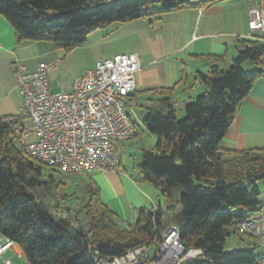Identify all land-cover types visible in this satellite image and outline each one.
<instances>
[{
	"label": "trees",
	"instance_id": "16d2710c",
	"mask_svg": "<svg viewBox=\"0 0 264 264\" xmlns=\"http://www.w3.org/2000/svg\"><path fill=\"white\" fill-rule=\"evenodd\" d=\"M216 1L0 0V13L19 43L46 40L69 52L113 23ZM240 40L245 48L228 68L214 64L208 73L197 72L206 89L182 110L172 98L174 87L152 90L143 124L156 140L143 150L139 173L164 204L140 208L133 222H124L101 200L90 173L71 194L76 206L51 199L61 186L56 174L63 171L27 154L15 134L27 126L25 118L0 117V232L19 244L26 264H99V258L120 257L144 244L156 250L171 225L179 228L187 249L203 250L183 264H258L262 253L256 240L235 224L264 207L258 189L264 182V147L220 146L242 101L264 75V41ZM207 58L220 62L224 56ZM248 62L255 65L250 72L244 69ZM232 234L244 245L228 249Z\"/></svg>",
	"mask_w": 264,
	"mask_h": 264
},
{
	"label": "crops",
	"instance_id": "0c3cea01",
	"mask_svg": "<svg viewBox=\"0 0 264 264\" xmlns=\"http://www.w3.org/2000/svg\"><path fill=\"white\" fill-rule=\"evenodd\" d=\"M254 4L264 8V0H219L207 7L153 15V21L146 17L126 23L135 37L144 33L143 49L138 46L140 43H136L133 49L123 52L116 49L112 52L114 54H108L104 58L121 53H135L142 64L136 74L137 87L134 92V100L138 105L128 108L133 120L139 125V134L131 141L120 143L119 151L138 138L142 140L141 136L146 134L143 124L145 106L155 96L153 89L174 87L172 98L182 110L187 102L206 89L196 79L198 71L208 73L214 64L221 68H227L231 64L238 50L245 48L240 39L249 35V6ZM163 16L171 23H176L174 26L171 24L173 29L166 36L161 33L151 34L152 27H155L153 25L161 23ZM109 26L99 29H107ZM177 27H181L183 31ZM183 32L185 36L182 40L172 44L173 38ZM111 33L114 34L112 31ZM208 55L224 56V59L214 62L207 58ZM17 59L24 62L29 70H35L40 64L35 63V41L25 40L19 43L14 27L0 13L1 118L19 115L22 106V96L13 69ZM151 139L152 144L147 146L149 148L155 143V135L152 134ZM220 146L240 151L264 147V75L256 80L250 93L242 101ZM145 148L143 146L142 150ZM90 176L100 190L101 200L124 222L135 221L140 208L154 209L161 203L153 184L143 180L140 173H131L124 166L122 156L119 170H96Z\"/></svg>",
	"mask_w": 264,
	"mask_h": 264
},
{
	"label": "built area",
	"instance_id": "2783aa9c",
	"mask_svg": "<svg viewBox=\"0 0 264 264\" xmlns=\"http://www.w3.org/2000/svg\"><path fill=\"white\" fill-rule=\"evenodd\" d=\"M249 39L264 41V8L249 6ZM60 59L38 64L29 70L20 59L13 64L22 96L19 115L31 120V127L15 129L27 154L68 174L96 170H119V144L137 136L136 122L128 108L137 87L136 74L142 68L137 54L121 53L97 61L69 89L52 90L49 74ZM235 227L256 240L261 249L258 264H264V207L236 222ZM22 254L19 244L0 232V264H15L6 253ZM203 254L187 249L179 228L171 225L159 247L144 244L113 259L99 258V264H183Z\"/></svg>",
	"mask_w": 264,
	"mask_h": 264
},
{
	"label": "rangeland",
	"instance_id": "374dc122",
	"mask_svg": "<svg viewBox=\"0 0 264 264\" xmlns=\"http://www.w3.org/2000/svg\"><path fill=\"white\" fill-rule=\"evenodd\" d=\"M161 23H155L152 27V33H161L167 35L168 31L176 23H171L167 20L166 16H163ZM152 21L155 18L150 17ZM150 21V20H149ZM171 24L173 26H171ZM173 29V28H172ZM180 31H183L181 27H177ZM111 31L114 33L112 34ZM110 35H107L109 34ZM133 31H129V26L126 23L116 22L109 26L107 29H98L89 33L88 38L85 42L74 47L72 50L67 52L65 49H57L54 44L49 41H35V63L48 62L56 59H60L58 65L50 72L49 81L52 90H65L71 88L75 81L81 79L87 70L93 69L98 60H103L108 54L112 53L114 50L119 49V52L128 50L129 48H135L136 43H140L138 46L142 47L144 45L145 36L141 32V35L133 34ZM187 34V33H186ZM143 36V37H142ZM185 36L184 32L180 33L178 36L173 38L172 44L182 40ZM141 38V39H140ZM140 39V40H138ZM167 39V38H166ZM137 47V46H136ZM140 51V49H138ZM107 55V56H106ZM228 68V67H227ZM244 69L250 72L254 69V64L248 62ZM136 121L140 123V121ZM25 124L31 127L32 123L30 119H25ZM142 137V140L138 138L134 143L127 144L122 149L120 148V155L123 158L124 166L131 172L139 175V164L142 158V148L145 146H150L152 143V134L149 130H146V134ZM51 171V169L47 170ZM57 178L61 181V186L58 189L57 196L53 193L50 195L51 199H61L65 206H76V201L71 200V194L75 189L76 184L82 182L84 174L68 175L65 172L57 173ZM258 189L260 190V200L261 204H264V182L258 184ZM66 195V196H65ZM159 200L164 204V198L162 196L158 197ZM244 243L239 239L237 235H231L226 243V247H241ZM22 250V249H21ZM261 252V249H257ZM6 257L12 258L15 264H26L25 257L23 253L18 255L13 249L6 253Z\"/></svg>",
	"mask_w": 264,
	"mask_h": 264
}]
</instances>
